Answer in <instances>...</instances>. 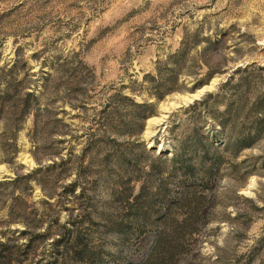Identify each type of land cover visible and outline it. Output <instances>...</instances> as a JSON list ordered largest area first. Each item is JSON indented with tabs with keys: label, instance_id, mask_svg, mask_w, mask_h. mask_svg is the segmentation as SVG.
<instances>
[{
	"label": "rangeland",
	"instance_id": "374dc122",
	"mask_svg": "<svg viewBox=\"0 0 264 264\" xmlns=\"http://www.w3.org/2000/svg\"><path fill=\"white\" fill-rule=\"evenodd\" d=\"M180 50L191 73L178 88L161 100L140 90ZM244 90H264V0H0V238L29 264H50L76 232L97 253L77 264H264V139L224 152L207 215L174 202V145L220 130L212 109L226 102L240 127ZM122 95L154 104L132 135L111 123L137 110ZM102 137L130 162L100 166Z\"/></svg>",
	"mask_w": 264,
	"mask_h": 264
},
{
	"label": "trees",
	"instance_id": "16d2710c",
	"mask_svg": "<svg viewBox=\"0 0 264 264\" xmlns=\"http://www.w3.org/2000/svg\"><path fill=\"white\" fill-rule=\"evenodd\" d=\"M181 52L180 50L176 54L170 55L162 65L157 67L155 74H147L140 90L148 91L156 100H161L168 93L176 90L181 74L189 71V66L187 67L185 62L179 58L180 54H182ZM171 61H174L173 64H170ZM189 73H191V70ZM205 81V79L199 80L195 86H201ZM248 86L249 83L244 78V89H247ZM133 92L136 91L133 90ZM121 98L129 100L137 107V110L130 111L128 106H125L128 112L123 113V110L118 108L114 110V113L119 122L111 120V123L112 125L116 124L115 127L117 128L125 129L127 135H132L130 130L134 124L138 123L139 131L143 129L145 120L154 113V104L149 102V100H145L142 103L136 102L127 95H122ZM208 98L211 97H207L202 101L205 107L209 109L212 105H214L213 108L219 107L218 104L215 105L216 103L210 104ZM219 100L221 99L216 102ZM221 103L222 101L219 102V105ZM194 107L195 112L198 108L197 104ZM212 111V115L219 124L220 130H215L214 134L208 137L207 134L200 131V127L194 128L189 135L184 136L179 141V145H174L176 148L174 162L184 178L181 196L180 198H175L174 202L183 204L191 199L198 210L202 212L201 214L205 215L208 214L209 207L214 201L212 193L216 187L218 177L222 176L223 167L227 164V157L224 152L231 150L232 153L229 157L235 159L243 150L254 147L264 139V90H258L257 95L254 97L246 96L244 90V121L240 127L237 126V120L241 117V110H238L234 105L232 106L230 102H226L225 110L219 111L218 108H215ZM233 129H236L237 136L231 134ZM221 134L225 139L219 144ZM114 143H116V139H110V137L109 139L102 137L96 140V145L93 148L97 152L96 157L104 155L98 160L99 165L103 166V168L111 166L112 163L115 164L116 161L124 162L128 160L129 163L131 160L127 158L126 152L115 150L116 148H114L115 152H107L109 151L108 145L115 147V145H112ZM113 157H116V159L113 160ZM63 164H66V161H63ZM232 167L236 169L238 164H234ZM76 185L77 183L74 182L71 187L75 188ZM197 192L201 193L197 194ZM188 194H191V197L188 198ZM49 195L52 196L53 194ZM171 207L172 205L168 204L167 211H165L167 216L171 213ZM134 210L138 221L144 219L145 216L144 214L142 215L139 207ZM119 228L121 229L123 226H119ZM26 230L22 231L21 234L26 233ZM91 242H93L92 238L87 240L79 232H76L70 242L64 244V253L60 257L56 256L50 264H77L82 257L90 259L97 257L95 247ZM30 244L31 242L24 245L29 248ZM0 248L3 249V252H0V264H29L27 263L29 261V252H25L27 256L21 259L20 255H16L21 246L18 244L12 245L9 239L5 241L1 237Z\"/></svg>",
	"mask_w": 264,
	"mask_h": 264
}]
</instances>
